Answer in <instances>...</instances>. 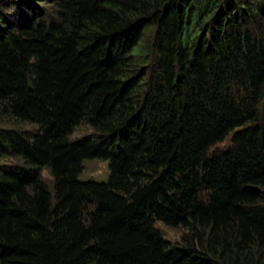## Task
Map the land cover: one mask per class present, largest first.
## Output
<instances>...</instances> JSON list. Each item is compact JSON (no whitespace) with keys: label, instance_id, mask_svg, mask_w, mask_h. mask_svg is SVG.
Returning a JSON list of instances; mask_svg holds the SVG:
<instances>
[{"label":"trees","instance_id":"obj_1","mask_svg":"<svg viewBox=\"0 0 264 264\" xmlns=\"http://www.w3.org/2000/svg\"><path fill=\"white\" fill-rule=\"evenodd\" d=\"M0 264H264V0H0Z\"/></svg>","mask_w":264,"mask_h":264},{"label":"rangeland","instance_id":"obj_2","mask_svg":"<svg viewBox=\"0 0 264 264\" xmlns=\"http://www.w3.org/2000/svg\"><path fill=\"white\" fill-rule=\"evenodd\" d=\"M89 129L81 127L77 130L75 136H82L90 134ZM1 165H6L1 163ZM109 176V168L107 162L97 160H87L83 163V170L79 179L82 182L92 181L97 183H104ZM40 177L43 181H51V176L46 169H42ZM154 226L162 233V236L171 243L178 242L179 236L182 233V229H171L164 226L161 222H155Z\"/></svg>","mask_w":264,"mask_h":264}]
</instances>
